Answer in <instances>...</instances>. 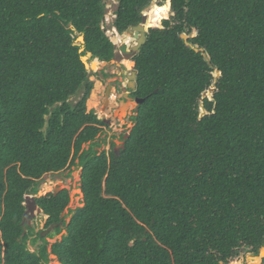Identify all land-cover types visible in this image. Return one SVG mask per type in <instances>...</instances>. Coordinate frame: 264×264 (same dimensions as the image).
<instances>
[{
	"label": "trees",
	"instance_id": "obj_1",
	"mask_svg": "<svg viewBox=\"0 0 264 264\" xmlns=\"http://www.w3.org/2000/svg\"><path fill=\"white\" fill-rule=\"evenodd\" d=\"M106 1L0 0V264H49L50 256L59 264H235L243 250L257 255L264 0H171L167 20V4L115 1L120 35L147 10L146 42L128 65L131 96L143 103L122 147L99 151L105 124L86 112L93 82L81 58L114 59ZM68 167L80 169L83 207L65 224L66 191L34 196L44 176ZM28 196L45 229L65 226L50 251L26 222ZM261 258L264 248L241 263Z\"/></svg>",
	"mask_w": 264,
	"mask_h": 264
},
{
	"label": "rangeland",
	"instance_id": "obj_2",
	"mask_svg": "<svg viewBox=\"0 0 264 264\" xmlns=\"http://www.w3.org/2000/svg\"><path fill=\"white\" fill-rule=\"evenodd\" d=\"M151 1H152L151 7L148 9H151L152 7L159 5H161V7L166 6L167 4V0H151ZM115 4H116L115 0L106 1V6H105L106 17H105V26H104L106 27V36L115 46L114 59L108 65L104 64L100 66L97 63L94 66V70L89 72V74H91L89 80L93 82V89L90 93L89 99L86 102V112L93 111L98 120L104 119L108 121L107 126H104L102 128V133L99 136V140H105L106 144L102 145L99 151L102 150L109 151L111 144H114L116 151L122 147L124 141L128 138L130 130L133 127L132 123L127 122L126 117L128 113H131L133 109H135V102L129 100L126 102L128 108L126 110L122 109L124 112L122 111L120 115L114 117V113L117 110L116 108L118 106L119 108L121 107L120 103H116L115 101L125 96L124 95L125 93L122 90L126 86L128 77L124 80L118 79L119 82L121 81L120 83H118V86L120 88L119 93L117 94L112 93V90H110L109 87L110 85H112L114 81H116L117 75L121 73V68L124 67L125 70H129L128 65H130L131 59L134 56L129 48L135 45V40L132 39L130 36L126 35L125 33L120 35L116 33L114 28H112L113 20L111 16ZM146 14H147V10L143 12V15ZM172 15L173 14L169 10V14L167 15L166 18H164V20L169 19ZM115 38H118L117 42L113 41V39ZM100 71H105L108 74V77L105 79V81L101 80L102 77L98 74V72ZM213 77L217 79L218 74L213 73ZM96 85H98L99 88L96 91L95 98L91 99V96L95 92ZM212 89L213 86L206 92V94L203 97H207L208 99H210ZM111 93L113 97L107 101V98ZM115 97H117V100ZM72 100L74 102L77 101L76 99H72ZM87 148L88 145H85L83 146L82 149L87 150ZM62 191H66L69 196V203L67 205V208L64 210L62 214L63 215L62 219L64 220L65 224H68L72 217L71 212H74L77 209L79 210L83 207V195L81 194V190H80L79 168L68 167L58 174H54V175L49 174L44 176L39 186V190L37 194L34 196V198L37 199L43 198L48 194H54V193H57L58 195ZM46 221H47V217L44 216L42 213H38L36 210L33 211V213H29V212L27 213L26 222L31 228L34 229L35 233L42 232L45 230ZM59 228H61V233L59 235H56L51 239H48L47 237L44 238L48 244V251H50V246L52 244L60 240V238L63 235H65V226L62 227L60 225ZM36 247H37L36 245H32L30 242L28 243L29 251L35 252ZM261 250L259 251V257ZM49 258H50L49 264H59L58 261L53 256H50ZM241 262H242L241 259H237L235 261V264H242Z\"/></svg>",
	"mask_w": 264,
	"mask_h": 264
},
{
	"label": "water",
	"instance_id": "obj_3",
	"mask_svg": "<svg viewBox=\"0 0 264 264\" xmlns=\"http://www.w3.org/2000/svg\"><path fill=\"white\" fill-rule=\"evenodd\" d=\"M117 1V0H115ZM170 3H171V0H167V5H168V8L170 10ZM126 35L130 36L132 39L135 40V45H133L131 48H129L131 50V53L133 55L137 54V52L139 51V49L145 44L146 42V16H143V19H142V23L136 27H132V28H129L126 32H125ZM181 39L186 43L187 40H188V37L186 35H181ZM80 44H83V38L82 37H79L77 42L74 44V46H79ZM84 52V49H81L80 50V53H83ZM195 52H201L203 53V51L201 50H197L195 49ZM93 56L91 53H87L86 56H83L81 58V61L82 63L84 64V67L85 69L87 70V72H91L94 70V66L98 63L100 66L101 65H104L103 63L99 62L97 59H92ZM97 69H98V66H97ZM96 70V69H95ZM135 76H136V73L135 72H132L129 76H128V81H130V84H129V88L134 91L135 89V84H134V80H135ZM124 99H127V95H125L123 97ZM129 101V100H127ZM143 103V100H136L135 101V104L136 105H140ZM128 106L126 103H123L121 104V107L118 109L120 112H122L123 110L122 109H127ZM124 112V111H123ZM54 197L57 196V193H54L53 194ZM28 205V206H27ZM24 207L26 208V215L27 213H33V211H37L38 213H42V211L36 207L35 205V201H34V198L33 197H26V202L24 204ZM80 210L79 209L76 214L74 215L75 217L79 215L80 213ZM63 218V215H61V220ZM60 227V224H53L51 225L48 229H46L45 231H43L41 234H40V238L41 239H44L45 237H47L48 235H50L54 230H56L57 228ZM247 253H250L253 255V257L255 258V254L252 253L251 250H247ZM261 264H264V258H261Z\"/></svg>",
	"mask_w": 264,
	"mask_h": 264
},
{
	"label": "flooded vegetation",
	"instance_id": "obj_4",
	"mask_svg": "<svg viewBox=\"0 0 264 264\" xmlns=\"http://www.w3.org/2000/svg\"><path fill=\"white\" fill-rule=\"evenodd\" d=\"M129 56H130V53H129ZM127 63H128V62H127ZM132 72H133V71H131V70H125L124 67L121 68V73H120L119 75H117V79H116V81H114V82L112 83V85H110V87H109L110 90H112V93L117 94V93L120 92V88H119V86H118V83H120L121 81L119 82L118 79H120V80H124V79H126V78H127ZM98 74L102 77V78H101L102 81H105V79L107 78V77H104V75L108 76V74H107L105 71H100V72H98ZM102 74H103V75H102ZM129 84H130V81H127L125 88L122 90V91L125 93L124 95H127V99H124V98L121 97L120 99L117 100V97H115L116 100H117V101H115L116 103H120V105H121L122 102H123V103H126L127 100H131L132 102H135L136 100H140V99L133 98V97L131 96V94H132L134 91H132V90L128 87ZM134 84H135V87H136V76H135ZM134 90H135V89H134ZM112 93H111V94L109 95V97L107 98V101H108L110 98L113 97ZM114 96H115V95H114ZM138 106H139V105H136V104H135V109H133V111H132L131 113H128V115H127V117H126L127 122L131 123V117H132V115H135V113L137 112ZM118 108H119V106L116 108L117 110H116L115 113H114V117H115V116H118V115H120V114L122 113V112H120V111L118 110ZM102 121H103V123L105 124V126H107V124H108L107 122H108V121H106V120H104V119H102ZM252 253H254V252L252 251ZM244 254H247V250H243V251H241V252L239 253L237 259H242ZM254 254H255V253H254ZM255 256L258 257V256H259V252H258L257 255L255 254Z\"/></svg>",
	"mask_w": 264,
	"mask_h": 264
},
{
	"label": "bare ground",
	"instance_id": "obj_5",
	"mask_svg": "<svg viewBox=\"0 0 264 264\" xmlns=\"http://www.w3.org/2000/svg\"><path fill=\"white\" fill-rule=\"evenodd\" d=\"M146 15H147V14H146ZM146 15H145V16H146ZM114 33H115V32H114ZM113 41H114V42H117V41H118V38L113 39ZM118 44H119V43H118Z\"/></svg>",
	"mask_w": 264,
	"mask_h": 264
},
{
	"label": "clouds",
	"instance_id": "obj_6",
	"mask_svg": "<svg viewBox=\"0 0 264 264\" xmlns=\"http://www.w3.org/2000/svg\"><path fill=\"white\" fill-rule=\"evenodd\" d=\"M142 15H143V14H142ZM143 16H145V15H143ZM115 31H116V30H115ZM116 33H117V32H116ZM47 229H48V228H47ZM45 230H46V229H45ZM45 230H44V231H45ZM42 232H43V231H42ZM42 232H41V233H42ZM51 234H52V233H51ZM48 236H49V235H48ZM48 236H47V238H48Z\"/></svg>",
	"mask_w": 264,
	"mask_h": 264
},
{
	"label": "built area",
	"instance_id": "obj_7",
	"mask_svg": "<svg viewBox=\"0 0 264 264\" xmlns=\"http://www.w3.org/2000/svg\"><path fill=\"white\" fill-rule=\"evenodd\" d=\"M111 17H112V20H113L114 19V15H112ZM106 23H107V21H106Z\"/></svg>",
	"mask_w": 264,
	"mask_h": 264
}]
</instances>
